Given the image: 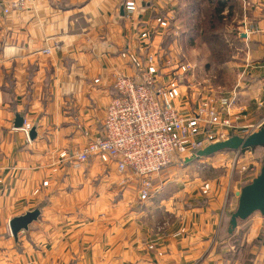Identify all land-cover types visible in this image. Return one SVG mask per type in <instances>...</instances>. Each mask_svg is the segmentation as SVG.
<instances>
[{
  "label": "crops",
  "instance_id": "crops-1",
  "mask_svg": "<svg viewBox=\"0 0 264 264\" xmlns=\"http://www.w3.org/2000/svg\"><path fill=\"white\" fill-rule=\"evenodd\" d=\"M180 7V0H30L0 15V264H264V215L229 232L249 181L233 161L262 164L264 146L182 163L174 156L148 198L140 179L107 154L79 166L69 159L85 133H101L119 74L139 79L148 68L202 137L221 131L192 116L205 98L221 111L215 122L235 98L229 109L241 128L225 130L228 137L252 132L264 117V0H236L227 30L246 45L247 60L238 85L221 90L201 91L171 56ZM18 115L37 125L35 138L14 127ZM43 202L39 219L15 239L10 220Z\"/></svg>",
  "mask_w": 264,
  "mask_h": 264
},
{
  "label": "built area",
  "instance_id": "built-area-1",
  "mask_svg": "<svg viewBox=\"0 0 264 264\" xmlns=\"http://www.w3.org/2000/svg\"><path fill=\"white\" fill-rule=\"evenodd\" d=\"M29 1L0 0V15L7 16L15 10L26 9ZM178 33L176 30L175 34ZM54 48L46 47L43 52L51 54ZM154 60L153 57L148 58L150 64ZM184 66L186 71L195 73L193 65L188 63ZM114 88L116 95L107 105L101 133L96 136L85 133L86 144L69 159L79 166L94 154H107L120 172L140 179V193L145 198L152 195L154 176L167 168L174 156L183 160L193 157L206 145L228 138L225 130L241 128L237 123L239 117L234 121L229 109L235 103V98L222 109L227 116L220 122L214 120L221 112L216 107L215 99L205 98L192 116H196L206 126L218 125L221 131L215 134L206 131L202 137L201 128L189 124L192 118L183 115L174 103L164 98V91L156 87L148 68L139 79L117 75ZM263 126L264 117L252 125V129ZM31 127V123L24 121L22 129L26 133ZM261 165L249 163L241 166L240 171L253 179L258 175Z\"/></svg>",
  "mask_w": 264,
  "mask_h": 264
},
{
  "label": "rangeland",
  "instance_id": "rangeland-1",
  "mask_svg": "<svg viewBox=\"0 0 264 264\" xmlns=\"http://www.w3.org/2000/svg\"><path fill=\"white\" fill-rule=\"evenodd\" d=\"M183 2L184 1H182V3ZM190 3V0L186 1L187 6L185 3H183L184 8L186 6L187 9ZM200 4L201 6L195 13L190 12L188 9H185V13L183 12V9L180 10L179 14L182 25L180 24L181 21L177 22L176 25H179L180 33L182 30L184 32L187 31L188 34L185 35L187 38L183 41L180 37V33L177 36L174 35L175 33H172V36L170 37V40H172V46L175 43H179V46L178 44L174 45V48L171 51L173 55L171 56L175 59L183 60L182 62H184V64L189 63L196 68L194 73V82L199 85L201 91H203L205 87H207V90H210L211 87L215 86H218V89H223V87L224 89L236 87L240 81L239 69L241 65L245 63V60H247V47L241 42L238 36L235 38V35H229L227 30V26L229 25H227V22H215L213 19H211L213 10L206 6V1L200 0ZM204 31H208L210 34L218 33L219 37L217 39H210L212 37L204 36ZM189 34L193 41L190 40ZM220 95H222L221 92L217 94V96ZM237 116L238 115H236L233 119L234 121L236 120ZM191 158L193 161H197L198 159H204L205 157H195L194 155ZM239 159L240 156L233 161L234 170H240L241 166H246L249 163L256 164V162L250 161L239 163ZM182 162L183 159L180 160V163ZM244 174L246 176L247 173ZM247 178L249 180L248 182L252 180L249 179L248 176Z\"/></svg>",
  "mask_w": 264,
  "mask_h": 264
},
{
  "label": "water",
  "instance_id": "water-1",
  "mask_svg": "<svg viewBox=\"0 0 264 264\" xmlns=\"http://www.w3.org/2000/svg\"><path fill=\"white\" fill-rule=\"evenodd\" d=\"M25 119L21 116L16 117L15 128H23ZM37 125L34 124L28 131L30 139L35 138ZM264 146V126L258 130L247 133L246 135L234 134L226 139L219 140L199 149L195 157H208L217 152L233 150L244 151L249 148ZM192 158H188V161ZM238 203L230 218L229 232L233 233L238 223L249 218L254 213L264 215V161L260 172L249 183L244 185L237 193ZM45 202L41 203L32 210L26 211L22 215L13 217L10 220V229L18 239V233L22 230H28L31 223L37 221L42 213Z\"/></svg>",
  "mask_w": 264,
  "mask_h": 264
},
{
  "label": "trees",
  "instance_id": "trees-1",
  "mask_svg": "<svg viewBox=\"0 0 264 264\" xmlns=\"http://www.w3.org/2000/svg\"><path fill=\"white\" fill-rule=\"evenodd\" d=\"M182 1H184L183 3L186 4L187 0H181V2H180V4H181L180 8L183 9L184 13L187 9L190 12L195 13L198 10V8L201 6L200 0H190L191 3L188 5V7L186 9L187 4L184 8ZM204 1H206V6L210 7V9L213 10V14L211 15V19H213V21H215V22L216 21H218V22L224 21V23L227 22V25H229L231 23V21L233 19L232 18L233 17V7L235 6L236 0H204ZM178 17L180 19V15H178ZM180 21H181V19H180ZM180 24L182 25V21ZM215 26H216V23H215ZM187 34H188L187 31L184 32L181 30L180 37L183 41H184V39L187 38V37H185V35H187ZM189 36H190V34H189ZM204 36L205 37H212L210 39H217L219 37V34L218 33H211L210 34V33H208V31H204ZM190 40L193 41L191 39V36H190Z\"/></svg>",
  "mask_w": 264,
  "mask_h": 264
}]
</instances>
